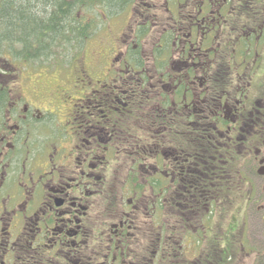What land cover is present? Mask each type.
<instances>
[{"label":"flooded vegetation","instance_id":"1","mask_svg":"<svg viewBox=\"0 0 264 264\" xmlns=\"http://www.w3.org/2000/svg\"><path fill=\"white\" fill-rule=\"evenodd\" d=\"M4 17L30 23L0 34V264L153 263L183 191L187 261L264 264V0H0ZM164 95L215 131L218 173L131 134Z\"/></svg>","mask_w":264,"mask_h":264},{"label":"trees","instance_id":"2","mask_svg":"<svg viewBox=\"0 0 264 264\" xmlns=\"http://www.w3.org/2000/svg\"><path fill=\"white\" fill-rule=\"evenodd\" d=\"M1 20L4 21L8 27L5 31L0 33L2 36L1 41L6 40L11 42L13 41V37L18 34V41L27 42L25 38L27 31L21 30L14 32L13 28L16 23L22 27L28 26L30 23L29 18L4 17ZM5 37L7 39H5ZM148 93L153 94V100L157 101L156 95L154 94L155 91L152 92L151 90ZM163 98L164 101L159 100V106H156V103H154V109L149 119L151 125L144 130H131V134L136 138L144 136L152 139L151 142L147 140L145 144L144 150L146 153H149V150L152 152L156 149H160L161 153L170 154L172 156L173 169L177 163L180 165H187L188 163V169L190 170L194 169L200 172L211 170L218 173L220 169L219 155H222V151L216 145L217 136L215 131L205 128L201 113L189 116L187 110L179 106L174 98L173 107L168 106L167 95H164ZM133 147H135L138 154L142 153L143 149H137L136 146ZM141 147L144 146L141 145ZM224 193L227 194V191ZM205 198L206 195L200 192L194 194L195 202H201L203 199L205 200ZM192 199L193 197L185 191L177 194V196L174 194L166 196L167 202L162 207V241L166 243V248H163L161 251L162 257L160 256L153 260V263L149 261L146 255L144 257L145 264H229L226 257L211 253L208 256L202 253L191 262L187 261L183 256V249L181 248L182 232H179L177 235V233L172 230L171 225L173 224V214L176 204L180 202L184 205L188 201H192ZM182 208L184 207L182 206ZM178 212L182 215L180 219L185 223L183 215H186V210L179 209ZM163 239L171 240V242L167 243V241ZM140 260H143V257L137 259L136 264H140Z\"/></svg>","mask_w":264,"mask_h":264},{"label":"rangeland","instance_id":"3","mask_svg":"<svg viewBox=\"0 0 264 264\" xmlns=\"http://www.w3.org/2000/svg\"><path fill=\"white\" fill-rule=\"evenodd\" d=\"M104 36V34H101L99 37H103ZM95 40H92V42H94ZM81 48V47H80ZM79 48V49H80ZM94 48V46H93V44L90 42V43H88V44H86L83 48H82V50H79V51H82V52H86V55H88V59L89 58H92V49ZM85 49V50H84ZM84 50V51H83ZM57 53H58V50H55ZM94 58H95V61H97L98 62V58H97V56H94ZM87 61H93V59H89V60H87ZM171 66L169 67V71L170 72H172L171 71ZM167 183L166 181H163L162 182V185H165V184ZM160 213H161V211H160ZM162 218V217H161ZM186 243V242H185ZM186 246H187V243H186ZM197 247L199 248L200 246H198L197 245Z\"/></svg>","mask_w":264,"mask_h":264}]
</instances>
